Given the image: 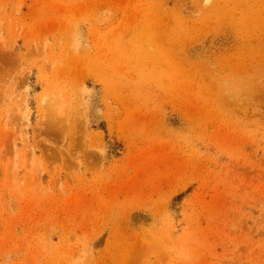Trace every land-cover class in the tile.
Masks as SVG:
<instances>
[{"label": "rangeland", "instance_id": "1", "mask_svg": "<svg viewBox=\"0 0 264 264\" xmlns=\"http://www.w3.org/2000/svg\"><path fill=\"white\" fill-rule=\"evenodd\" d=\"M0 264H264V0H0Z\"/></svg>", "mask_w": 264, "mask_h": 264}]
</instances>
